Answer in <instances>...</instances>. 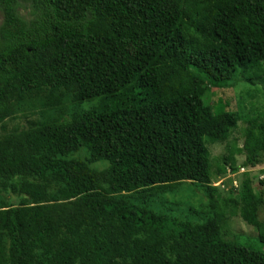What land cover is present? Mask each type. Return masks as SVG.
Here are the masks:
<instances>
[{"label": "trees", "instance_id": "1", "mask_svg": "<svg viewBox=\"0 0 264 264\" xmlns=\"http://www.w3.org/2000/svg\"><path fill=\"white\" fill-rule=\"evenodd\" d=\"M261 61L264 0H0V264H264V185L210 183L235 155L262 162L264 109L239 146L225 141L240 115L206 100ZM28 96L53 116L6 130ZM182 182L205 200L183 214L202 221L133 202ZM230 207L253 241L223 236Z\"/></svg>", "mask_w": 264, "mask_h": 264}, {"label": "rangeland", "instance_id": "2", "mask_svg": "<svg viewBox=\"0 0 264 264\" xmlns=\"http://www.w3.org/2000/svg\"><path fill=\"white\" fill-rule=\"evenodd\" d=\"M206 100L210 104H214L217 100L223 101L226 108L234 110L240 115V119L236 122V126L231 130L225 142L231 143L232 138L237 145L242 142V128L244 126V118L255 115L257 111L264 109V61L260 64L251 65L243 71L237 69L232 74L231 80L226 86L221 88H211L206 96ZM93 102L83 101L79 104L80 109L88 107ZM17 104V105H16ZM12 105L14 112L10 113L4 120V127L10 129L13 126L20 128L28 127L39 121H44L48 117H52L54 111L43 106L42 102L37 98L20 100ZM16 108V109H15ZM244 117V118H243ZM2 127L0 126V133ZM225 142L209 144L208 151L211 161V169L214 172L217 163L220 162V155L225 153ZM86 155L85 149L80 148L76 152L68 155L70 158L83 159ZM235 166L237 169L233 172L229 171L227 165L225 172L215 174L211 178L212 185H215L221 194L232 186L233 193L238 189L243 179V172H247L250 179V185L254 191L263 188L264 182V157L260 164L248 168L241 166L243 156L235 155ZM106 162L98 160L89 164L90 167L97 169L102 168ZM192 183H180L174 187L158 189L152 192H141L133 200L135 204H144L152 210H164L171 216L187 218L191 221H202L203 218L198 214H183L184 208L192 207L197 211L205 210L204 197L199 187ZM0 192V197H3ZM184 207V208H183ZM200 215H204L203 212ZM264 216V201L257 211V217L260 219ZM221 231L225 238L238 242H251L255 238V231L252 226L246 224L240 217L236 207H230L224 210L223 222L221 223Z\"/></svg>", "mask_w": 264, "mask_h": 264}, {"label": "built area", "instance_id": "3", "mask_svg": "<svg viewBox=\"0 0 264 264\" xmlns=\"http://www.w3.org/2000/svg\"><path fill=\"white\" fill-rule=\"evenodd\" d=\"M212 184V183H211Z\"/></svg>", "mask_w": 264, "mask_h": 264}]
</instances>
